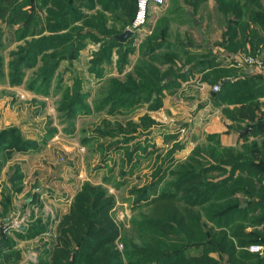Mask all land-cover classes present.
I'll list each match as a JSON object with an SVG mask.
<instances>
[{"label": "trees", "instance_id": "trees-1", "mask_svg": "<svg viewBox=\"0 0 264 264\" xmlns=\"http://www.w3.org/2000/svg\"><path fill=\"white\" fill-rule=\"evenodd\" d=\"M29 5L31 11L26 9ZM38 11L45 12L44 18ZM136 11V0H29L23 3L0 0V20L5 21L7 27V30L0 27V50L5 49L7 40L19 43L6 73L4 58L0 55V80L7 78L12 86L24 85L27 71L36 67L40 68V77L52 79L62 62L78 59L81 51L95 43L100 48L91 59V72L102 74V78L103 70L96 72L95 68L110 64L115 50L124 72L129 56H138L136 62L130 64L133 72L124 82L111 81L109 93L97 109L109 107L108 113L114 115L149 103L150 111H158L163 107L165 93L177 89L178 79L183 78L182 74H163L162 68L175 65L182 53L187 56L190 53L183 50V44L178 50L167 42L166 21L154 28L146 45L139 49L133 37L120 42L118 36L133 23ZM253 15L257 17L258 13ZM237 26H229V30ZM257 34L254 32V36ZM162 49L166 51L161 52ZM187 56L186 61L195 62L194 68L198 71L199 56ZM202 63L212 69L204 80L209 84L220 82V91L210 97L212 102L219 107L245 105L234 106L233 110L223 108V112L227 118L241 121L247 111V118L252 121L248 125L251 131L245 133L246 128L239 126V138L244 141L239 147H224L219 135H207L205 144L196 146L174 170L172 166L167 170L169 173L159 172L158 180L140 192L133 207L134 215L139 213L133 221L137 239L124 238L128 264H264V255L248 251L252 244L264 245L258 240L259 236L264 237V119L254 113L260 108L261 86L254 85V77L234 84L221 81V72L214 70L212 59ZM76 82L70 108L77 112L86 107L83 108L86 113L92 112L83 103L87 95L81 92L80 80ZM41 87L37 92L42 91ZM47 87L50 88L48 82ZM28 88L34 90V83ZM139 120V124L127 121L126 136L155 124L151 116ZM98 135L105 136L102 132ZM251 137L258 139L250 142ZM40 150L41 144L26 138L20 128L1 130L0 176L13 152ZM144 151H149L147 145ZM167 176L172 179L166 180ZM162 181H165L164 186L159 187ZM9 182L10 187L0 192L4 213L12 206V192L19 193L23 188L24 174L19 166L14 167ZM35 194L26 205L37 202ZM144 200L147 201L145 206L151 209L148 213L141 210ZM115 205L116 198L106 187L89 181L84 183L72 199L68 212L59 219L56 242L45 247L37 264H125L122 253L116 248L122 234L113 215ZM249 228L252 230L248 231ZM46 230L47 225L40 218L17 235L23 239L34 238ZM0 240L9 247L7 252L0 247L2 263H17L19 253L14 251V243L2 230ZM214 253L220 258L213 257Z\"/></svg>", "mask_w": 264, "mask_h": 264}, {"label": "rangeland", "instance_id": "rangeland-1", "mask_svg": "<svg viewBox=\"0 0 264 264\" xmlns=\"http://www.w3.org/2000/svg\"><path fill=\"white\" fill-rule=\"evenodd\" d=\"M17 1L23 3L29 0ZM26 9L31 11L32 7L29 5ZM38 12L44 18L45 12ZM0 27L7 30L6 22L0 20ZM151 36V27L146 24L133 37L136 48L145 46ZM89 45L81 51L78 59L62 62L52 79L40 77V68L36 67L27 71L24 85L12 86L7 78L0 80V129L10 128L11 125L18 127L26 138L34 139L42 146L40 152H13L0 176V192L6 191L7 180L16 166L20 167L23 174L26 173V177L31 178L30 184L33 185L34 180L39 178L46 185L41 215L47 230L35 243L43 248L51 247L56 242L60 218L55 222V217L64 215L84 183L89 181L93 185L106 187L109 194L116 198L113 215L122 234L116 248L122 253L124 263L128 264L124 256L125 244L129 236L137 239L133 221L139 213L134 215L136 209L133 207L140 192L158 180L159 172H166L172 166L171 169L174 170L185 161L186 159L176 155L185 154V148H192L197 139L206 138L207 134L213 133L223 136L228 143L239 137L240 133L234 124L229 125L230 129L227 131L220 132L219 127L224 126L220 111L205 108L208 96H212L213 87L218 84H211L212 87L203 91L195 88L190 91L179 86L177 94L170 101V108L164 106L166 100H163V107L158 111H150L149 103L143 107H134L128 112L121 110L114 115L108 113L109 107L98 110L109 93L111 81L124 82L128 74L133 72L130 64L135 63L138 56H129V65L124 72L125 68L120 67L115 50L110 64L105 63L104 68L101 65L95 68L96 72L100 68L103 70L102 78V74L98 75L97 72L94 75L91 72V59L100 45ZM18 46L19 43L15 40L10 43L7 40L5 49L0 50L6 66L5 73L12 53ZM162 73L178 74L176 61L175 65H164ZM76 80L81 82L82 94L87 95L83 103L92 112L86 113L83 109L86 107L79 108L77 112L70 108ZM30 83H34V90L28 88ZM39 86H42L41 92H37ZM143 116H154L152 118L156 119L155 124L149 128H139L130 135L133 139L127 142L126 139L130 138L124 131L127 121L139 124V119ZM98 132L105 136H99ZM146 145L149 153L144 151ZM135 147L137 150L133 151ZM169 179L172 177L169 176ZM169 179L167 176L166 180ZM165 181L159 187L164 186ZM25 198L21 197V205L25 204ZM145 203V200L141 203L144 206L141 210L148 213L151 209ZM49 216L51 219L47 218ZM120 244L123 246L121 249ZM212 256L220 258L216 253Z\"/></svg>", "mask_w": 264, "mask_h": 264}, {"label": "crops", "instance_id": "crops-1", "mask_svg": "<svg viewBox=\"0 0 264 264\" xmlns=\"http://www.w3.org/2000/svg\"><path fill=\"white\" fill-rule=\"evenodd\" d=\"M165 2L166 6L154 5L150 9L148 24L151 27V32L156 26H158V24H162L166 21L167 24H165V26L168 29L166 35L167 42L172 43V45L178 50V46L183 44V50L190 53L188 56H199L198 63L200 64V69L198 71L194 68V66H196L195 62L189 61L188 58V61H186L187 55L185 53H182L181 55V58H184V60H176L177 75H183L182 79H178V83H181L180 86H184L183 88H188L190 91L193 90V88L203 91L207 87H212L214 84L209 85V83L204 80V78L210 73L208 71L212 70L211 66L205 67L202 63L204 60L210 58L213 60L214 70H219L221 72V81L234 84V82L238 83V81H242L246 77H254V85L257 87L261 86V89L259 90L261 95L258 101L260 103V108L255 109L254 113L258 118L264 119V76L253 73L248 67L239 68L237 66V63L244 56L248 55L256 56L264 60V0H165ZM256 13H258V16L254 17L253 14ZM256 18L258 19L256 20V23H254L253 20ZM235 24H238L237 28L229 30V26L233 27ZM128 28L126 30H128ZM138 31L139 30L133 31L132 37H134ZM254 32H257L258 34L254 36ZM163 50L165 49H162L161 51ZM169 79L172 78L169 77ZM178 88H175L172 93H165V107L170 108V101L172 97L177 94L176 91H178ZM184 90L187 91L186 89ZM207 99H205L207 100L205 108H213L214 110L218 109L223 116L224 126L219 127L220 132L230 129L229 125L231 124H234L237 128L240 126L245 127L246 130L248 128L249 131L251 130L248 125H250L252 121L247 118V111L243 113L244 119L241 121L229 119L223 112V108H230V110H233L234 106L240 108L245 105L239 104L219 107L212 102L210 95ZM152 117L154 118V116ZM9 127H12V125ZM3 129L6 128H1L0 131ZM178 141L180 142V139ZM220 141L224 147H239L244 142L237 137L231 139L227 143V140H224L223 136H221ZM251 141H253V139H250V142ZM204 143H206V138L200 140L197 139L192 148L189 146L185 148V154L181 153V155L177 154L176 156L186 159L194 147ZM9 178L7 180L8 183L6 184V188L10 187ZM30 179L31 178L26 177V173H24L22 191L19 193L12 192L13 203L9 208V211L4 213L2 204H0V230H2L3 225L8 223L12 218L18 217L23 219L20 228L13 229L9 233H4L7 235V238L14 243V251H18L19 253L18 262L11 264H37L39 257L45 249V247L42 248L39 244H35L43 234L34 238L24 239L17 235L20 231H24L26 228H29L30 225L34 224L36 219L42 218L43 223L45 222L41 212L43 211L42 207H44L42 196L44 195V188L46 185H44L39 178L38 180H34V184L32 185L30 184ZM35 193L39 198H37V202L31 206L26 205L32 201L33 197L30 196ZM21 197H26L24 205H21ZM245 206L246 204L243 205V207ZM68 209L64 214L68 212ZM52 214H54L53 210ZM60 215L61 214H59V216ZM59 216L55 217V222L60 218ZM47 218L51 219L50 216ZM262 227L263 226L258 227L257 229L261 230ZM251 230L252 228L248 229V231ZM258 240L264 241V237L259 236ZM259 245L264 247V245L260 243ZM0 247L4 252L9 250V247H7L5 243H2L1 240ZM0 264H4L2 263V260H0Z\"/></svg>", "mask_w": 264, "mask_h": 264}, {"label": "built area", "instance_id": "built-area-1", "mask_svg": "<svg viewBox=\"0 0 264 264\" xmlns=\"http://www.w3.org/2000/svg\"><path fill=\"white\" fill-rule=\"evenodd\" d=\"M137 2V11L134 18L133 23L128 28L132 31H137L142 29L146 24H148L149 16H150V9L152 6H162L165 3V0H136ZM237 66L241 67H248L253 71V73L261 74L264 76V60L258 58L256 56L248 55L244 56L238 63ZM220 86L215 85L213 87L214 92L220 91ZM23 219L22 218H12L8 221V223L4 224L2 230L4 233H9L13 229H18L22 226ZM123 246L120 244L119 248L121 249ZM250 253L254 254H264V247L259 244H252L248 248Z\"/></svg>", "mask_w": 264, "mask_h": 264}, {"label": "water", "instance_id": "water-1", "mask_svg": "<svg viewBox=\"0 0 264 264\" xmlns=\"http://www.w3.org/2000/svg\"><path fill=\"white\" fill-rule=\"evenodd\" d=\"M132 35H133V31L128 29L123 34L118 36V40L120 42H126L130 37H132ZM248 131H249V128L245 131V133H247Z\"/></svg>", "mask_w": 264, "mask_h": 264}]
</instances>
